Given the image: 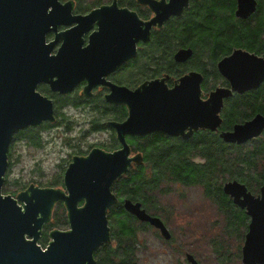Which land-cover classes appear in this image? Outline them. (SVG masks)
I'll list each match as a JSON object with an SVG mask.
<instances>
[{
  "label": "water",
  "instance_id": "water-1",
  "mask_svg": "<svg viewBox=\"0 0 264 264\" xmlns=\"http://www.w3.org/2000/svg\"><path fill=\"white\" fill-rule=\"evenodd\" d=\"M139 1L151 4L157 16L141 23L135 12L119 10L116 3L82 16L72 14V2L0 0V264H96L95 252L112 238L108 209L118 199L112 186L128 172L132 162H142L141 154L130 157L125 141L127 134L145 135L160 130L187 139L194 132L207 129L217 132L224 142L238 145L263 134L262 113L235 123L231 129H220L225 100L264 83V56L235 48L217 63L219 73L229 85L216 86L206 98L202 89L204 76L198 71L183 75L173 88H168L163 80L145 82L135 90L114 85L108 99L128 103L130 109L129 118L115 124L123 147L114 152L95 148L86 157H75L64 178L68 193L57 188L30 186L17 197L3 194L8 151L14 134L45 119H54L52 104L36 91L37 84L49 81L54 90L68 93L83 78L88 79V88L103 83V74L136 54L135 42L142 33L149 34L153 24L162 25L172 14L180 15L189 3V0H171L168 4ZM236 2L235 15L240 19H248L257 11L258 0ZM104 17H109L112 35L120 33V19L130 22L128 29H123L134 37L129 52L116 47L115 42L109 50H99L97 35L101 31L92 35V43L87 48H81L78 37L95 20ZM74 22L76 26L59 35L63 44L58 54L50 55L54 42L47 44L46 34L58 25ZM142 24H145L143 32ZM192 53L190 48L179 50L175 59L185 61ZM63 69L73 73L63 78ZM54 76L59 79L51 80ZM222 189L251 217L243 246L244 263L264 264V184L259 195L253 194L238 179L224 182ZM83 199L85 204L79 207ZM58 201L66 204L70 229L51 231V241L43 249L38 243L41 229L50 221ZM123 207L140 221L159 229L166 239L172 236L164 221L147 212L140 201L125 198ZM188 258L192 264H198L193 255L189 254Z\"/></svg>",
  "mask_w": 264,
  "mask_h": 264
},
{
  "label": "flooded vegetation",
  "instance_id": "flooded-vegetation-1",
  "mask_svg": "<svg viewBox=\"0 0 264 264\" xmlns=\"http://www.w3.org/2000/svg\"><path fill=\"white\" fill-rule=\"evenodd\" d=\"M60 1L63 4L66 2H72L73 4L72 14L73 15L87 16L93 9H99L102 7H110L114 3H116L117 8L119 10L126 9L128 11L135 12L137 17L141 21V23L149 22L152 18L157 16L155 8L151 4L140 2L139 0H60ZM152 1L163 3V4H168L171 0H152ZM206 1L207 0H189L188 5L183 8V12L180 15H174V14L170 15L162 23V25H159L158 23L153 24L150 27L149 34L145 35L144 33H142L141 34L142 37L136 40L135 42L136 54L134 56H130L129 58L125 59L120 65H118L115 68V70L110 71L106 74H103V76L101 77L103 80V83L101 82L92 88H88L89 81L87 78H83L73 87V89L70 92L65 93V92H60L59 90H54L49 81L39 82L37 84L36 91L39 92L42 96H44L48 100H50L52 104V108H53L54 119L53 120L45 119L41 122V124L35 125V126L29 125L26 128L18 130L14 134L13 140L10 144L9 151H8V162L9 163H8V168L5 174V181H4L3 187L7 181L8 172H10L11 170V167H10L12 163L11 157L13 154L12 147L15 145V143L18 140L25 141L27 144H29L25 139L26 137L27 138L28 137L37 138L38 136L41 135L42 132L50 131L54 129L74 130L76 126L79 127L78 129L81 130L82 135H85L88 132H93V133H98V134L106 133L108 135V139L107 141H104V143L88 145L86 149H83V147H80L81 144H83L82 142L71 143L66 140V143L68 145H64V146H67L68 148H70V151H74V152L70 154V157L68 158V163L64 165V168L60 173L62 181L58 182L57 184H52V185H40L35 182H30L29 184H27L23 182L18 192H16V195L13 191L6 192V193L3 192V194L17 197L19 193L27 191L30 186H34L37 188L38 187L39 188H57V189H61L65 193H68L67 188L64 183V178H65V173L70 163L73 161L75 157H86L95 148H100L106 152H114L116 150L121 149L123 147V143L119 139V135H118L115 124H120V123L125 122L129 118L130 109H129L128 103L114 102L108 99V96L113 94V87H115L114 85L120 88L126 87L130 90H135L136 88H138L145 82L163 80L168 88H173L177 83H179L180 78L183 75L191 71L201 72L203 76L205 77L204 72L198 69L197 64H195L194 58L196 55V49L192 45H183L180 38L177 36L174 30L178 26V23L182 20V17L188 11L193 12L196 15H198L200 11L204 8ZM228 5L229 4L227 3L226 6ZM236 6H237V2L235 4V10H236ZM114 13L115 12H108V14L110 15ZM118 13L119 12L115 14H118ZM76 25L77 23L75 22L70 25H58L56 30L52 28L46 34V43L50 44L54 42L53 49L50 55L53 56V55L58 54L59 49L63 44V39L59 38V35L62 32L71 30ZM129 25H130V22L128 20L124 21L120 19L118 23V26L120 28V33L118 35H112L110 34L111 31H109V26H110L109 17H104L102 20H95L91 24L90 29L88 31H85L82 35L78 37L81 40V48L82 49L87 48L92 43V35L95 32L101 31L97 35V43H98L97 48L99 50H109L110 47L112 46L111 43L115 42L117 44L116 47L119 46L120 48H124L125 51L129 52L131 50L134 37L131 34H129L127 31L125 33L123 32V29L124 28L128 29ZM143 29H145V24H142L141 32H143ZM57 35H58V38H57ZM144 36L147 38H143ZM78 38H74V39H78ZM189 48L193 50V53L187 60L177 61L175 59V54L179 50L189 49ZM71 73H73L71 70L70 71L65 70V69L62 70L63 78L69 77ZM57 79H59V76H54L51 80L55 81ZM203 81H204V78H203ZM225 81L227 80L225 79ZM228 85L229 83L227 81V83L222 86H228ZM214 88L210 87L207 91H205L203 89V82H202V89L205 94L204 98H206L208 95V94L206 95V93L208 91L210 92ZM226 100L224 102V106H225ZM76 115H78L79 117L78 118L75 117ZM221 115H222V112H221ZM159 132L163 133L165 137H167L166 139L169 140V142L173 145L179 143L180 140L191 139L196 133L194 132V134L190 138H187V139L183 138L180 135L171 136L168 133L160 131V130H155L145 135L127 134L125 136V141L130 148V157H134L138 154H141L142 156V162L140 164L136 162H132L130 164V167L127 173L130 174L132 172L131 171L132 164H136L137 169L139 166H146L145 171L147 173L146 174L147 177L149 176L152 178L154 176V173L157 171V164L153 161L154 154L151 152V149L153 148V145H151V142H152V137L155 136L156 133H159ZM16 139L17 141L15 142L14 140ZM24 172H25V169H23L21 172L22 176L24 175ZM29 174L31 175L32 171L29 172ZM167 175H170V173H168ZM30 178L32 179L33 177L31 176ZM114 184L112 186V191L115 193V191L113 190ZM3 187H2V191H3ZM259 194L260 192L255 195H259ZM117 198H118L117 201H119L118 196ZM125 198H123V200ZM84 204H85V200L83 199L79 202L78 206L81 207ZM233 204L238 207L236 209L244 213V216H246V219H249L248 223H250L251 217L247 213L246 209L240 207L239 205H236L234 202ZM233 204H232V207L234 208ZM142 206H143V203H142ZM57 207L61 210V212L65 211V215H66L65 219H67L68 225H69V227L66 229L55 228L52 226L54 224V221L60 217L59 215H56L55 213V210ZM144 208L146 209V207ZM234 219L236 220V222L239 221L237 218H235V216H234ZM144 223H146L147 225H151L149 222H144ZM239 223L241 222L239 221ZM55 229H59V230L70 229L68 211H67V207L64 201H58L55 203L53 210H52L50 221L48 223H45L41 229L40 239L38 243L40 244L42 248L44 246L46 248L48 247L51 241L50 232ZM111 230H112V227H111ZM157 230L161 233L159 229ZM247 232L248 231H246V234ZM246 234H245V238H246ZM112 239L113 238H111L110 242L102 243L98 249L102 248V250L105 251L106 247H102V246L105 244H110L111 248L113 250H116L117 244L112 246L111 244L113 241ZM171 239H172V236L166 240L169 241ZM243 246L241 248L242 250L241 261H242V264H245L243 261ZM189 254L194 256L198 264H201L194 254L187 252L186 259L190 264H192V262L188 258ZM95 259H96V264H103L101 263V260L99 259L98 255L95 256ZM113 261L114 263L106 262L104 264H118L116 263L117 262L116 257H114Z\"/></svg>",
  "mask_w": 264,
  "mask_h": 264
},
{
  "label": "trees",
  "instance_id": "trees-1",
  "mask_svg": "<svg viewBox=\"0 0 264 264\" xmlns=\"http://www.w3.org/2000/svg\"><path fill=\"white\" fill-rule=\"evenodd\" d=\"M235 4L236 0H207L198 15L188 11L174 30L183 45H192L196 49L194 60L197 68L204 72L205 91L208 90L210 78L221 76L217 71L218 61L235 48H245L264 56V0H258L257 11L248 19L236 17ZM201 55H204L203 61ZM204 61H210L211 65H206ZM257 113L264 114V83L257 89L235 94L226 100L220 129H231L235 123L244 122ZM166 138L161 132L152 137L151 152L157 171L149 178L151 180L146 176V166H139L128 176L117 179L114 185L119 200L126 197L141 201L146 207L148 198L145 190L151 189L170 173L185 184L203 185L208 195L217 197L223 206L231 207L233 214L236 208L232 207L230 196L224 193L223 184L238 179L252 191L247 174L257 171L258 155L264 158V132L261 137L253 139L255 144L249 148H246L247 144L226 143L217 132L207 129H200L191 139L180 140L175 145ZM197 157L203 160L196 161ZM249 177H253L261 187L264 184V168L261 174L253 173ZM110 214L116 219L112 240L117 241V249L113 250L110 244H105L102 246L106 247L105 251L100 248L95 256L98 255L103 264L114 263V257L118 258V264H133L130 255L137 238L134 222L137 218L124 209L123 201L118 209L112 207ZM233 215L239 221L246 218L242 213ZM128 241L132 248L123 245ZM121 249L124 251L122 255L119 254Z\"/></svg>",
  "mask_w": 264,
  "mask_h": 264
},
{
  "label": "rangeland",
  "instance_id": "rangeland-1",
  "mask_svg": "<svg viewBox=\"0 0 264 264\" xmlns=\"http://www.w3.org/2000/svg\"><path fill=\"white\" fill-rule=\"evenodd\" d=\"M203 58L204 55H201L202 61ZM204 63L211 65L210 61H204ZM209 83L208 89L215 85L226 84L222 75L210 78ZM78 128L76 126L74 130L44 131L37 138L26 137L29 144L25 141L14 140L17 142L12 147L11 170L8 172L3 192L13 191L16 195L23 182L52 185L62 181L60 173L64 165L68 163L70 154L74 152L64 146L68 145L66 140L71 143L82 142L80 147L86 149L88 145L104 143L108 139L106 133L88 132L82 135ZM253 141L245 143L246 148L253 147L255 144ZM260 156L262 155H258L257 171L254 170L247 174L250 188L255 194L260 192V185L249 175L262 173L264 158ZM202 160V158H196V161ZM23 169L25 172L22 176ZM136 170V164H132L131 171ZM128 175L129 173L121 177ZM113 190L116 192V185ZM145 196L148 198L146 202L148 212L164 220L172 234V239L166 240L154 226L135 219L137 238L130 255L133 264H190L186 259L187 252L194 254L201 264H242L241 248L245 241L246 231H248L249 219L245 218L239 223V221H234L233 214L238 216L242 213L244 215L243 212L234 209L232 214L231 207L223 206L217 197L208 195L203 185L185 184L171 175H166L151 189H146ZM122 199L112 207L118 209V206L122 205ZM233 206L238 208L234 204ZM111 208L108 210V218L109 225L113 229L116 219L110 214ZM55 213L60 217L54 221L52 226L60 229L68 228L65 211L61 212L57 207ZM116 242L113 240L112 246L116 245ZM129 244V241L123 243L126 248H132ZM123 253L121 249L119 254ZM116 260L118 261V258Z\"/></svg>",
  "mask_w": 264,
  "mask_h": 264
},
{
  "label": "built area",
  "instance_id": "built-area-1",
  "mask_svg": "<svg viewBox=\"0 0 264 264\" xmlns=\"http://www.w3.org/2000/svg\"><path fill=\"white\" fill-rule=\"evenodd\" d=\"M43 248H46L45 246Z\"/></svg>",
  "mask_w": 264,
  "mask_h": 264
}]
</instances>
